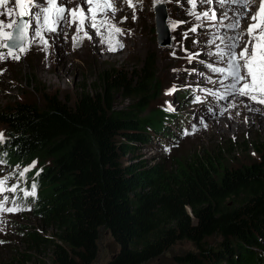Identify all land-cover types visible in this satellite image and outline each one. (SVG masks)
Masks as SVG:
<instances>
[{
  "label": "trees",
  "instance_id": "16d2710c",
  "mask_svg": "<svg viewBox=\"0 0 264 264\" xmlns=\"http://www.w3.org/2000/svg\"><path fill=\"white\" fill-rule=\"evenodd\" d=\"M155 87L144 61L101 68L72 102L45 94L39 106L0 105V164L16 178L18 165L36 163L11 181L48 232L22 226L26 245L47 259L18 251L9 264H94L100 227L117 250L99 264H146L183 241L196 252L173 255L176 264H264V137L248 141L254 158L243 163L227 158L241 152L229 141L145 162L138 145L168 131L172 118L165 109L143 114ZM118 93L128 107L115 106Z\"/></svg>",
  "mask_w": 264,
  "mask_h": 264
},
{
  "label": "rangeland",
  "instance_id": "374dc122",
  "mask_svg": "<svg viewBox=\"0 0 264 264\" xmlns=\"http://www.w3.org/2000/svg\"><path fill=\"white\" fill-rule=\"evenodd\" d=\"M12 1L9 7L15 14L11 17L0 15V21H4L5 24L9 19L17 20L20 13L28 7L27 0H22L23 7H17L16 0ZM36 1L38 6L44 2V0ZM151 1L133 0L135 20H133V8L128 6L127 13H124V2L113 1L118 11L116 10L114 17L111 11L108 12L105 16L106 22L104 21L103 24L110 32L113 45L119 41L124 47L126 44L129 46L125 50L124 47L117 48L119 50L111 54L101 51L100 45L97 44L100 39L94 34L89 20H85L83 31H78L72 24L61 22L57 31L51 32L41 26L42 22L24 16L29 23L24 45L27 51L17 53L20 56L19 60L9 57L0 61V73H2L0 74V105L27 102L39 106L45 94H55L63 100L72 102L83 87L86 91L90 89L91 82L101 68L112 67L130 71L139 67L144 61H150L156 77V87L152 93V101L143 114L165 109L172 118L165 119V129L171 131L168 133L170 136L165 135L164 132L158 137H153L150 142L138 145L139 149L136 153L141 155L145 162L168 163L174 155H183L200 146L220 145L226 141H229L228 148L238 146L241 149L240 154H231L228 159L241 163L252 160L254 154L248 141L264 137V130H261V126H264V105L253 102L247 97L229 95L226 86L230 84V78H226V73H217L209 68L211 65L212 68L227 69V56L223 59L218 56L214 60L210 56L221 50L227 52L226 46L232 43L230 37L234 36L239 37L237 41L239 44L237 52H239L249 40L246 29L251 21L244 18L243 26L233 31L227 27L230 23L218 21V19L228 20V16L223 18L220 16L222 12L220 13L219 9L228 12L229 7L221 6L216 0H214L215 5L202 4L197 0L195 8L188 0H162L167 13L166 24L171 45L161 48L155 42ZM59 2L68 9L84 5L83 1L78 0H59ZM2 9L3 6L0 7V12ZM84 9L87 11V8ZM210 9L217 11V20H196L191 14L192 12L200 14ZM6 11L7 9L3 12ZM31 11L38 13L39 7L32 8ZM250 12L254 14V10ZM99 16L98 11L96 24H101ZM173 24L176 25L174 29L171 27ZM110 25L120 28L123 34L116 33ZM193 27L197 29L195 32L191 31ZM211 28L221 29L224 37L215 35ZM36 30L40 31L43 40L34 35ZM73 37L77 38V42H74ZM44 40L47 44L43 42ZM2 42L1 40L0 43ZM213 47L219 51H213ZM0 52L6 53L7 49L0 47ZM173 57L176 60H173ZM172 89L175 91L168 94ZM114 102L115 106L120 108L128 107L129 103L128 99L122 98L119 93L114 96ZM261 117L263 122L258 125ZM216 120L227 121L234 126L232 125L230 129L225 123L223 130L230 132L219 134L214 131L212 123ZM1 128L0 126V133H3ZM227 128L229 130H226ZM240 141H245L247 150L245 145L238 143ZM33 163L18 165L19 174L14 181L21 176V173L23 176H26L28 171L31 173L32 168L36 166V163L34 166ZM26 168L29 169L27 172L24 171ZM13 175L11 168L0 164V180L8 182L13 180ZM12 187L15 186L0 185V188L5 189L0 191V203H3L5 208H14V202L20 206L13 212L0 211V264H9V258L15 256L18 251L29 252L31 259L35 257L47 259L48 251L30 250L22 234L19 233L20 228L26 225L38 233L48 235V232L42 231L29 215L31 205L24 199V192L22 191V201H20V193L10 191ZM4 197L7 199H2ZM216 241V237H210L206 245L214 246ZM116 250L117 245L109 232L104 228H98L93 263L99 264L108 260ZM186 251L196 252L189 242H179L165 251L160 258L146 264H176L173 255H182Z\"/></svg>",
  "mask_w": 264,
  "mask_h": 264
},
{
  "label": "snow or ice",
  "instance_id": "6c2138e0",
  "mask_svg": "<svg viewBox=\"0 0 264 264\" xmlns=\"http://www.w3.org/2000/svg\"><path fill=\"white\" fill-rule=\"evenodd\" d=\"M85 4L89 7L87 11L82 6H77L76 8L68 9L66 6L61 4L59 0H44L43 4L37 5L36 0H27L28 7L26 10L20 13L21 18L19 20L9 19L8 23L0 21V47L7 49V52H0V61L6 60L11 57L14 60H19L20 56L18 52L27 51L25 45L27 32L29 29V23L23 19L24 16H30L37 22H42L41 26L47 31L56 32L57 27L61 22L70 23L77 25L78 31H83L85 20L91 21V27L97 28L96 18L99 13L103 16H107L108 12L111 11L114 17L116 8L113 0H83ZM129 7L133 8V20L136 19L135 16V4L133 0H126ZM193 8L197 5V0H188ZM202 4H213L214 0H199ZM221 6L224 5H235L239 11L237 15L239 19H236L234 23L227 25V27L235 31L240 25V19L247 18L251 22L246 29V34L249 36V40L246 42L245 46L236 52L235 49L239 47L238 36L230 37L232 43L227 45V52L223 50L218 52V55L223 59L225 56L228 57V66L225 68H209L212 71L225 74L226 78H230L231 83L226 86V91L229 95H239L241 97H247L253 102L260 103L264 105V0H260V6L254 14L250 17L248 12L251 11V5L255 3V0H216ZM8 0H0V7L6 6ZM17 7H23L22 0H16ZM39 7V12H32V8ZM13 9L11 7L7 8L6 12H0V15H7L11 17ZM196 20L207 19V20H217V11L215 9H210L204 11L203 13L197 14L195 12L191 13ZM222 17H227V10L221 13ZM125 20L127 17L124 18ZM106 22V21H105ZM110 27L116 32L123 34L122 30L115 25H110ZM173 29L176 27L175 24L171 26ZM98 30V28H97ZM197 29L193 27L192 32ZM35 36H39L42 40L40 31L36 30L34 32ZM74 42H77V38L73 37ZM47 44V41H43ZM124 47L123 43L116 41L113 45L109 43V51H116L117 48L122 49ZM251 48V51H249ZM2 74V73H0ZM172 89L168 94L174 92ZM223 98V97H222ZM171 110V108L169 109ZM4 134L0 133V140H3ZM35 163V162H34ZM33 163V166H34ZM29 169H25L27 172ZM38 174V173H37ZM23 176V173L20 174ZM5 180H0V185L5 184ZM36 185H32V193L35 194ZM5 189L0 188V191ZM10 191L15 192L16 188L12 187ZM29 195V193H25ZM6 200L7 198H2ZM0 211L13 212L16 211L15 208H5L3 203H0Z\"/></svg>",
  "mask_w": 264,
  "mask_h": 264
},
{
  "label": "bare ground",
  "instance_id": "6f19581e",
  "mask_svg": "<svg viewBox=\"0 0 264 264\" xmlns=\"http://www.w3.org/2000/svg\"><path fill=\"white\" fill-rule=\"evenodd\" d=\"M79 2H82L83 0H78ZM114 2L116 1V0H113ZM123 2H124V4H123V6H124V9L123 10H125L124 11V13H127V11H126V8H129L128 7V4H127V2H126V0H122ZM37 2V1H36ZM98 2H99V0H98ZM13 3V1L12 0H8V3H7V5L6 6H3V9H2V12L3 11H5L6 9H7V7H9L11 4ZM15 3V2H14ZM16 4V3H15ZM83 7H85V8H88L89 6L87 5V4H85L84 2H83ZM214 5H215V3H214ZM224 6H226V7H229V11L227 12V16H228V20L227 21H222L221 19H218V21H220V22H226V23H234L235 22V20L236 19H239V16L237 15V13L239 12V11H243L242 9H238L235 5H224ZM259 6H260V0H255V3L254 4H252L251 5V10H254V13L256 12V10L259 8ZM116 8V7H115ZM116 10H117V8H116ZM122 10V9H121ZM220 10V13L221 12H223V10L222 9H219ZM99 11V10H98ZM118 11V10H117ZM110 12V11H109ZM13 15L15 14V12L14 13H12ZM253 13H251V12H248V16L250 17L251 15H252ZM220 16H221V14H220ZM97 17H98V15H97ZM222 17V16H221ZM223 18V17H222ZM99 19L101 20V24H97V28H98V30H97V28H93V30H94V34L95 35H97V38L98 39H100V41H98V46L100 47V49H101V51L102 52H104V53H112V52H116V51H118L119 49H117L116 51H109L108 49H109V43H111L112 44V39H111V37H110V32L108 31V29L105 27V25L103 24V22L105 21V16H103L102 14H100V16H99ZM246 20V19H245ZM249 20V19H248ZM247 21V20H246ZM245 22V21H244ZM91 23V22H90ZM68 25H70V23H67ZM248 24V23H247ZM73 26H75V27H77V25H75V24H72ZM227 25H229V24H227ZM239 26H243V19H240V25ZM60 27V26H59ZM62 28V27H61ZM111 30V29H110ZM210 30H213L214 32H215V35H217L218 37H220V38H223L224 36H222V35H224V32L220 29V30H215L214 28H211ZM91 31H92V29H91ZM112 31V30H111ZM113 33V32H112ZM114 34V33H113ZM118 35V34H117ZM243 40V39H242ZM223 41V40H222ZM221 41V42H222ZM0 42H1V40H0ZM221 42H220V44H221ZM220 44H219V46H220ZM243 44V43H242ZM94 45V44H93ZM128 46L129 45H127L126 44V46L123 48L124 50L125 49H127L128 48ZM131 46V45H130ZM222 47V46H221ZM227 49V48H226ZM225 49V50H226ZM213 51H219V50H216V48L215 47H213V49H212ZM237 50H238V48H236L235 49V51L237 52ZM219 55H218V52H217V54H212L211 56H210V58L211 59H216L217 57H218ZM173 60H176V58L175 57H173L172 58ZM231 83V82H230ZM260 117V116H259ZM257 119V118H256ZM262 122H263V120H262V117L259 119V123H258V125L259 124H262ZM213 123V127H214V131L215 132H218L219 134H226V133H229L230 131H224L223 129V125L226 123V125L228 126V128H230V129H232L231 127H232V125H230V122H227V121H222V120H216L215 122L213 121L212 122ZM209 124H210V122H209ZM234 126V125H233ZM226 129V130H229V129ZM243 128V127H242ZM218 129V131H216V130ZM213 130V129H212ZM237 130H238V128H237ZM261 130H264V126H261ZM213 131V132H214ZM215 134V133H214Z\"/></svg>",
  "mask_w": 264,
  "mask_h": 264
},
{
  "label": "water",
  "instance_id": "95a60500",
  "mask_svg": "<svg viewBox=\"0 0 264 264\" xmlns=\"http://www.w3.org/2000/svg\"><path fill=\"white\" fill-rule=\"evenodd\" d=\"M151 9L153 12V30L157 46L170 47V33L166 24L167 13L162 0H152ZM21 16L17 19L19 20ZM25 19V17H23Z\"/></svg>",
  "mask_w": 264,
  "mask_h": 264
}]
</instances>
